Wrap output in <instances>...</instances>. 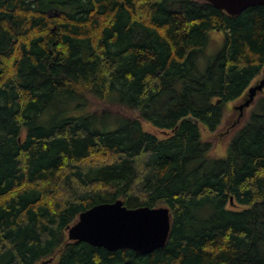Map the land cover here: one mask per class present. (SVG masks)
Returning a JSON list of instances; mask_svg holds the SVG:
<instances>
[{"label": "trees", "instance_id": "16d2710c", "mask_svg": "<svg viewBox=\"0 0 264 264\" xmlns=\"http://www.w3.org/2000/svg\"><path fill=\"white\" fill-rule=\"evenodd\" d=\"M263 70L264 5L0 0V264H264V90L224 156L203 138ZM98 100L137 117L104 130ZM116 200L168 208L164 247L67 239Z\"/></svg>", "mask_w": 264, "mask_h": 264}, {"label": "water", "instance_id": "95a60500", "mask_svg": "<svg viewBox=\"0 0 264 264\" xmlns=\"http://www.w3.org/2000/svg\"><path fill=\"white\" fill-rule=\"evenodd\" d=\"M214 8L231 16L244 10L264 5V0H204ZM264 89L262 77L250 88L240 105L237 121L244 110ZM170 211L166 207L150 208L142 206L128 209L121 200L113 203H101L81 212L74 224L66 229L69 241L84 242L92 247L113 252L130 250L141 254H150L163 248L170 232ZM50 260L43 262L46 264Z\"/></svg>", "mask_w": 264, "mask_h": 264}, {"label": "rangeland", "instance_id": "374dc122", "mask_svg": "<svg viewBox=\"0 0 264 264\" xmlns=\"http://www.w3.org/2000/svg\"><path fill=\"white\" fill-rule=\"evenodd\" d=\"M208 49L207 54L210 56H214L217 54L223 47V35L216 31H210L208 33ZM204 62L200 61V65L203 66ZM261 76V75H260ZM259 76V78H260ZM258 78V79H259ZM258 79H256L252 84H254ZM242 98H239L236 101L230 102L226 105L220 126L218 129L213 132H205L203 134L204 140H208L212 144V155L213 156H224L227 150V147L231 143L232 139L237 135V133L247 124L250 118V111L253 107V104L244 110L243 116L237 121L238 112L235 110V107L240 105L242 102ZM258 98V95L257 97ZM91 111H106L111 115H98L96 119V125L100 126L104 130H111L114 129L115 122L117 121L116 115H120L122 117L128 118H135L137 117V112L123 110L117 106L107 104L106 102L102 101H95L93 104L90 105ZM144 128L149 132H152L159 138L166 137L168 135L163 134L160 130L149 126L148 124H143Z\"/></svg>", "mask_w": 264, "mask_h": 264}]
</instances>
